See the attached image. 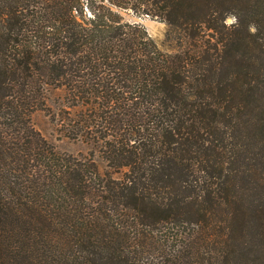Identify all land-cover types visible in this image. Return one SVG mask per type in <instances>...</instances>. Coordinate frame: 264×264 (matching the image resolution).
Masks as SVG:
<instances>
[{
	"label": "trees",
	"instance_id": "obj_1",
	"mask_svg": "<svg viewBox=\"0 0 264 264\" xmlns=\"http://www.w3.org/2000/svg\"><path fill=\"white\" fill-rule=\"evenodd\" d=\"M0 264H264V0H0Z\"/></svg>",
	"mask_w": 264,
	"mask_h": 264
},
{
	"label": "rangeland",
	"instance_id": "obj_2",
	"mask_svg": "<svg viewBox=\"0 0 264 264\" xmlns=\"http://www.w3.org/2000/svg\"><path fill=\"white\" fill-rule=\"evenodd\" d=\"M122 14L126 21L136 23L142 27L160 51L165 53H173L175 51V35L164 22L145 15H137L131 10L123 11ZM234 21L233 17H228L226 25H231ZM63 95L62 89H50L46 93V108L31 114V125L54 146L57 152L73 156L91 155L99 172L107 171L106 164L96 147L81 139H69L61 133V127L57 124V118L53 115L58 114V110L62 107ZM114 177H118V175L115 174Z\"/></svg>",
	"mask_w": 264,
	"mask_h": 264
}]
</instances>
